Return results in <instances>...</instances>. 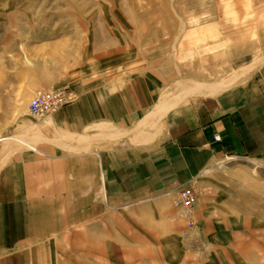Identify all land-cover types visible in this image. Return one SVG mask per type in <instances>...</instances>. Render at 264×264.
I'll return each mask as SVG.
<instances>
[{"label":"crops","instance_id":"obj_1","mask_svg":"<svg viewBox=\"0 0 264 264\" xmlns=\"http://www.w3.org/2000/svg\"><path fill=\"white\" fill-rule=\"evenodd\" d=\"M188 1L224 6L197 8V20L177 27L202 41L178 43L175 61L146 48L77 88L76 100L24 140L0 138V264L248 257L236 244L248 240V217L228 215L224 188L203 178L229 158L264 162V38L216 36L264 34V0ZM234 16L253 23L233 27ZM191 184L201 188L190 230L175 203Z\"/></svg>","mask_w":264,"mask_h":264},{"label":"rangeland","instance_id":"obj_2","mask_svg":"<svg viewBox=\"0 0 264 264\" xmlns=\"http://www.w3.org/2000/svg\"><path fill=\"white\" fill-rule=\"evenodd\" d=\"M215 4L224 6L222 1L188 0H0V138H8L4 142L8 145L7 141H13L10 137L24 140L25 131H35L38 121L31 120L27 113L36 91L67 89L73 96L71 104L77 88L128 65L146 48L153 58L164 54L175 61L178 43L201 40L189 39L194 35L179 32L177 27L197 20L190 17L193 10L208 12L214 9L208 5ZM240 4L233 2L234 12L240 10ZM235 17L233 27L253 23L252 18L246 23L247 19ZM218 19L220 23L224 20ZM211 22L217 24L218 20ZM216 36H227L234 43L244 37L264 38V34L235 32ZM33 50L45 52L33 54ZM13 147L23 148L16 143ZM203 179L224 188L218 193L228 215L248 217L250 225L244 233L248 240L236 243L243 255L248 254L240 264H264V162L229 158L209 169ZM198 188L191 184L182 189L175 203L180 219L190 230L195 227ZM187 192L191 213L186 217L179 196ZM187 219L192 220L193 227L187 225Z\"/></svg>","mask_w":264,"mask_h":264},{"label":"built area","instance_id":"obj_3","mask_svg":"<svg viewBox=\"0 0 264 264\" xmlns=\"http://www.w3.org/2000/svg\"><path fill=\"white\" fill-rule=\"evenodd\" d=\"M73 96L67 89L58 91H36L28 106V116L33 121H41L50 117L61 107L67 105ZM214 141L218 142L219 138L215 137ZM189 193L181 194L180 204L183 208V213L187 217L191 213V197ZM184 216V217H185ZM187 225L193 227L191 219H187Z\"/></svg>","mask_w":264,"mask_h":264}]
</instances>
